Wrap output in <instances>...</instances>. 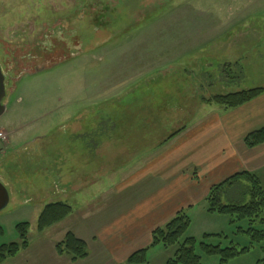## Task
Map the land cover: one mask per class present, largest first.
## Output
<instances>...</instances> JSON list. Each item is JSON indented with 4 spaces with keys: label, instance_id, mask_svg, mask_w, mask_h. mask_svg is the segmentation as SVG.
<instances>
[{
    "label": "rangeland",
    "instance_id": "1",
    "mask_svg": "<svg viewBox=\"0 0 264 264\" xmlns=\"http://www.w3.org/2000/svg\"><path fill=\"white\" fill-rule=\"evenodd\" d=\"M120 10L130 20L122 27L113 16ZM0 67L8 138L0 183L9 195L0 247L20 243L16 226L27 223L28 244L40 251L57 236L36 228L45 206L71 208L60 232L88 226L92 212L138 206L167 169L181 167L184 130L228 110L213 97L264 87V0H0ZM185 159L198 162L189 151ZM247 187L229 188L222 204H246ZM184 212L179 243L195 239L201 264L220 258L200 243L247 249L227 264L264 260V240L245 234L248 221L231 224L205 201ZM177 248L152 247L145 264H165ZM20 253L2 264H25Z\"/></svg>",
    "mask_w": 264,
    "mask_h": 264
},
{
    "label": "crops",
    "instance_id": "2",
    "mask_svg": "<svg viewBox=\"0 0 264 264\" xmlns=\"http://www.w3.org/2000/svg\"><path fill=\"white\" fill-rule=\"evenodd\" d=\"M186 47L189 51L190 46ZM263 126L264 92L238 108L203 115L200 121L184 130V140L176 153L184 156L176 165L181 167L167 169L170 175H165L161 187L153 188L141 204L123 211H109L107 207L104 213L92 212L90 224L77 230L64 225L60 232L57 227L60 223L53 225L44 231L49 237L57 235L56 239L44 244L40 251L28 244L21 251L25 254L22 260L25 264H126L130 255L150 245L155 229L163 227L178 211L205 201L216 180L221 182L240 172L254 173L264 179V144L247 149L242 142L247 134ZM1 146L0 157L3 156ZM187 151L197 156L195 165H186ZM196 168L200 175H196ZM205 172L208 174L204 178ZM66 233H72L86 244V259L72 262L68 256L57 254L55 247ZM44 246L47 247L43 249ZM21 254L11 260L20 258Z\"/></svg>",
    "mask_w": 264,
    "mask_h": 264
},
{
    "label": "trees",
    "instance_id": "3",
    "mask_svg": "<svg viewBox=\"0 0 264 264\" xmlns=\"http://www.w3.org/2000/svg\"><path fill=\"white\" fill-rule=\"evenodd\" d=\"M136 15H138L137 11L131 13V17H135ZM111 16L112 13L109 16L107 15V20ZM113 16L120 23L121 27L127 25L130 21L129 16L121 10L119 14L113 13ZM110 29L115 30L114 27H110ZM263 92L264 88L241 90L226 95L215 96L210 102L225 109H235L255 99ZM174 136L171 135L170 138ZM242 142L247 149H253L264 144V126L247 134ZM242 182H246L248 185L249 201L246 204H222V198L226 194V191L235 184H241ZM205 202L207 212L226 216L231 224L248 221L250 228L245 234L249 236L252 242L260 243L264 240V230L252 228L257 224L264 225V218L262 217L264 213V188L261 185L260 178L256 174L250 172L236 173L220 184L211 186ZM71 212V208L66 204L60 202L48 204L38 216L36 228L39 232H43L45 229L65 220ZM188 227L189 220L186 213L184 210L178 211L163 227L157 228L151 233L150 245L130 255L126 260V264H145L147 250L158 245L163 247L178 246L174 256L165 264H201L200 257L194 253L195 239L187 237L182 243H179ZM16 228L21 241L17 244L10 243L0 247V264L7 259L14 258L20 251L28 247L27 231L29 224H18ZM206 237H209V235H204L203 238ZM200 247L206 255L218 256L220 264H227L229 260L243 254L247 250L246 248L238 250L232 247L222 249L218 246H209L203 243H200ZM55 249L58 255H66L72 262L84 260L88 256L86 244L77 239L72 233H66L63 240L56 245ZM256 264H264V260L258 261Z\"/></svg>",
    "mask_w": 264,
    "mask_h": 264
},
{
    "label": "water",
    "instance_id": "4",
    "mask_svg": "<svg viewBox=\"0 0 264 264\" xmlns=\"http://www.w3.org/2000/svg\"><path fill=\"white\" fill-rule=\"evenodd\" d=\"M5 98V85H4V75L0 68V117L5 113L6 108L2 104ZM9 202V195L6 188L0 183V211H2Z\"/></svg>",
    "mask_w": 264,
    "mask_h": 264
},
{
    "label": "built area",
    "instance_id": "5",
    "mask_svg": "<svg viewBox=\"0 0 264 264\" xmlns=\"http://www.w3.org/2000/svg\"><path fill=\"white\" fill-rule=\"evenodd\" d=\"M6 135L4 132L0 131V144L5 143L6 142Z\"/></svg>",
    "mask_w": 264,
    "mask_h": 264
}]
</instances>
